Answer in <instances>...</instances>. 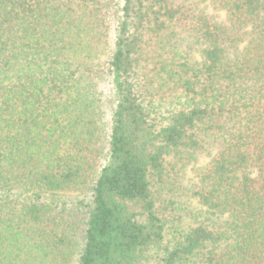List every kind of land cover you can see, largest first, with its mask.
I'll return each instance as SVG.
<instances>
[{"label": "trees", "instance_id": "obj_1", "mask_svg": "<svg viewBox=\"0 0 264 264\" xmlns=\"http://www.w3.org/2000/svg\"><path fill=\"white\" fill-rule=\"evenodd\" d=\"M0 264H264V0H0Z\"/></svg>", "mask_w": 264, "mask_h": 264}, {"label": "rangeland", "instance_id": "obj_2", "mask_svg": "<svg viewBox=\"0 0 264 264\" xmlns=\"http://www.w3.org/2000/svg\"><path fill=\"white\" fill-rule=\"evenodd\" d=\"M207 11L210 14L216 15L214 11H212L211 7H207ZM217 18L219 20L224 19V13H218ZM185 50H188L186 48ZM214 152H211L210 155H208L206 152L199 154L197 161L192 163L191 165L187 166L181 173V184L186 189V196L180 198V204L184 207H189L192 209V211L200 208L198 203L192 199L191 197V191L197 190L199 188V178L198 175L202 173V171L205 169V167L210 162L211 157L213 156ZM188 222V220L186 219Z\"/></svg>", "mask_w": 264, "mask_h": 264}]
</instances>
